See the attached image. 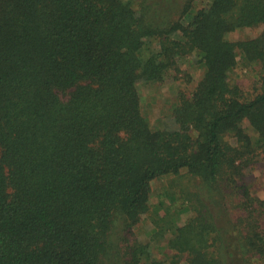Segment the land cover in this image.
Segmentation results:
<instances>
[{"label":"trees","instance_id":"16d2710c","mask_svg":"<svg viewBox=\"0 0 264 264\" xmlns=\"http://www.w3.org/2000/svg\"><path fill=\"white\" fill-rule=\"evenodd\" d=\"M260 152L264 0H0V264H264Z\"/></svg>","mask_w":264,"mask_h":264},{"label":"rangeland","instance_id":"374dc122","mask_svg":"<svg viewBox=\"0 0 264 264\" xmlns=\"http://www.w3.org/2000/svg\"><path fill=\"white\" fill-rule=\"evenodd\" d=\"M252 31L248 28L235 30L230 34L232 39L240 38L243 36H250ZM153 48L156 46L153 43ZM193 57L183 58L180 63L183 69L188 70L194 74L195 79L201 76V69L195 65ZM252 69L239 67L234 72V79L239 83L246 93L253 91L252 83ZM192 88L191 84L188 86L185 83H181L172 79H168L164 83H148L140 82L138 89L141 96L143 114L147 116L150 124L153 128L166 127L174 129L176 128L173 118L170 116V110L172 105L177 101V92L180 88ZM252 89V90H251ZM245 127L250 132L252 137L255 134L251 131L249 124L244 122ZM246 181L249 184L253 192L261 197H264V152H260L256 161L245 169ZM163 183L162 179H157L153 182L154 193L157 186ZM150 225L144 226L141 231L145 229H151ZM147 234H142L143 240L148 241ZM153 249H155L153 247Z\"/></svg>","mask_w":264,"mask_h":264}]
</instances>
